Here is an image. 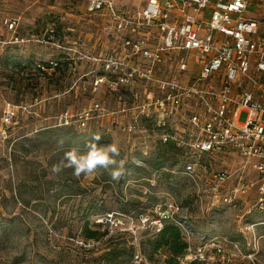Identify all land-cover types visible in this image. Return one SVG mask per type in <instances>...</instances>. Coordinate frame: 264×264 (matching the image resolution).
Wrapping results in <instances>:
<instances>
[{
	"label": "rangeland",
	"instance_id": "374dc122",
	"mask_svg": "<svg viewBox=\"0 0 264 264\" xmlns=\"http://www.w3.org/2000/svg\"><path fill=\"white\" fill-rule=\"evenodd\" d=\"M116 2L134 11L146 0ZM87 5V0H0V129L3 112L9 108L14 114L6 137L0 133V264H125L94 259L109 249L81 239L85 221L102 222L100 230L107 226L109 234L123 233L133 256L141 255L146 264H167L165 248L152 250L156 228L165 224L177 226L182 241L188 232L192 251L207 247L214 261L197 264H264V209L254 207L257 173L227 152L201 157L203 167L185 173L194 157L161 143L162 128L127 110L146 99L141 82L131 88L94 86L103 75L101 59L116 39L98 31L101 20ZM8 19L15 21L14 32L6 28ZM50 29L54 39L45 41ZM49 61L58 67L41 73L37 64ZM104 75L115 80L114 74ZM93 102L102 105L105 117L85 130L61 127L66 108L77 114ZM43 126L50 132H37ZM94 135L101 136L100 145L118 146L124 179L115 182L111 169L102 168L92 179L76 178L71 168L51 172L65 151H86ZM212 169L229 174L215 198L209 187ZM239 183L249 187L223 202ZM95 204L101 210L89 216ZM158 207L173 210L180 224L167 220L156 226Z\"/></svg>",
	"mask_w": 264,
	"mask_h": 264
},
{
	"label": "built area",
	"instance_id": "2783aa9c",
	"mask_svg": "<svg viewBox=\"0 0 264 264\" xmlns=\"http://www.w3.org/2000/svg\"><path fill=\"white\" fill-rule=\"evenodd\" d=\"M87 2V10L101 20L98 31L106 39H116L113 51L102 57L103 75L93 85L131 88L141 82L146 99L127 110L133 109V116L144 117L151 127L162 128L161 143L194 157L185 164V173L203 167L201 157L234 153L244 160L243 168L257 173L259 196L254 207L263 210L264 0H146L134 11L121 9L116 0ZM6 28L14 32L15 21L6 20ZM53 39L50 29L44 40ZM56 64L37 67L47 72ZM104 74H114L115 80ZM12 113L9 108L3 112V138ZM103 116L102 105L93 102L77 114L66 108L59 121L61 126L85 130L90 121ZM212 173L209 187L215 198L229 174L213 169ZM248 187L238 185L222 201L230 203L235 193ZM155 211L156 226L176 222L173 210ZM184 236L186 254L179 264L214 261L206 246L192 251L189 233ZM213 250L221 252L217 246ZM132 258L133 264H146L139 254Z\"/></svg>",
	"mask_w": 264,
	"mask_h": 264
},
{
	"label": "trees",
	"instance_id": "16d2710c",
	"mask_svg": "<svg viewBox=\"0 0 264 264\" xmlns=\"http://www.w3.org/2000/svg\"><path fill=\"white\" fill-rule=\"evenodd\" d=\"M47 34V33H46ZM54 34V31H53ZM12 61H15V64H19L17 62V57L11 56L10 58ZM50 62V61H49ZM49 62L41 63L46 68H50ZM2 64H5L3 61ZM39 64H37L38 66ZM58 67V63L53 68L55 69ZM39 69V68H38ZM39 71H41L39 69ZM41 73H45L41 71ZM62 128H68L67 126H61ZM10 129V128H8ZM6 129V131L8 130ZM41 130H38L39 133H47L50 132L51 127L49 126H43L40 128ZM15 161V158H13ZM101 206H97V204L91 206L89 208V216H95L99 214V211L101 210ZM82 226V232L80 234L81 239L84 242H94L98 244L102 248H108L109 250L102 254L101 256H98L97 258H94L95 260L101 262V261H108V262H124L125 264H129V262L133 259V246L129 243L131 241L126 240L123 237V233H118L116 231H112L109 234V229L107 226L100 230L102 222H99L97 224H93V226H89V222L85 221ZM109 234V235H108ZM151 243V242H149ZM160 248H165L168 253V258L166 260L167 264H178L177 258L184 255L186 250V244L181 240L180 231L177 226L173 224H165L157 234V237L152 242V250L156 251ZM94 259H92L94 261ZM190 264H197L196 262H192Z\"/></svg>",
	"mask_w": 264,
	"mask_h": 264
},
{
	"label": "clouds",
	"instance_id": "9594fccd",
	"mask_svg": "<svg viewBox=\"0 0 264 264\" xmlns=\"http://www.w3.org/2000/svg\"><path fill=\"white\" fill-rule=\"evenodd\" d=\"M100 135H94L92 140L85 145L86 151L80 152L78 148H71L64 152L63 159L52 166L51 172L59 174L65 168L73 169V175L76 178L84 176L88 179L94 178L98 169L109 170L111 179L119 182L124 179L126 173L124 169V162L118 161L120 152L116 144L100 145ZM63 147L64 141L60 142Z\"/></svg>",
	"mask_w": 264,
	"mask_h": 264
}]
</instances>
